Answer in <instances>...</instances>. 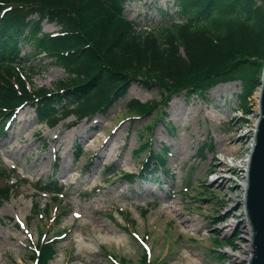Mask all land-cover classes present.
<instances>
[{
    "label": "rangeland",
    "instance_id": "obj_1",
    "mask_svg": "<svg viewBox=\"0 0 264 264\" xmlns=\"http://www.w3.org/2000/svg\"><path fill=\"white\" fill-rule=\"evenodd\" d=\"M125 9V16L135 21L137 30H153L169 20L154 11L153 0H129ZM168 9L173 14L176 10ZM42 26L48 32L57 29L44 22ZM24 50L25 54L30 51L28 47ZM24 68L36 86H54L67 76L43 55L30 56ZM218 85L217 92L210 90L204 97L172 95L163 122L150 132L143 126L159 109L134 121L126 110L131 99L159 100L156 87L140 83H133L106 114L89 120L69 116L48 127L36 123L34 109L25 106L16 114L25 110L22 115L30 120V126L19 136L9 134L13 126L8 129V125L14 118L2 120L0 187L5 185L4 173L8 172L12 177L8 184L14 186L10 198L0 204V264H33L28 257L30 247L38 230L49 224L52 231L65 232L50 264L62 263L65 255H71L70 264H114L103 249L117 260L123 256L131 264H140V238L145 235L150 256H158L160 264H248L251 231L243 182L257 120L259 87L248 110L241 114L236 97L239 82ZM165 124L174 128L169 130ZM55 136L61 140L53 144ZM147 138L156 151L162 144L169 148V173L159 171L151 176L154 179L137 177L128 183L122 176L139 173L145 152L136 156L133 151ZM208 143L213 149L199 155ZM75 151H79L78 156ZM47 180L62 188L56 201L35 189L39 181ZM203 184L212 195L199 193ZM33 204L40 213L50 206L47 225L41 216L32 215ZM225 236L233 240L228 242Z\"/></svg>",
    "mask_w": 264,
    "mask_h": 264
},
{
    "label": "trees",
    "instance_id": "obj_2",
    "mask_svg": "<svg viewBox=\"0 0 264 264\" xmlns=\"http://www.w3.org/2000/svg\"><path fill=\"white\" fill-rule=\"evenodd\" d=\"M126 1L0 0V119H7L24 104L34 108L37 123L49 127L69 116L90 119L106 114L133 83L156 87L160 92L157 101L127 102L132 121L149 117L159 109L143 126L146 132L163 122L172 95L204 97L221 83L238 81L239 111L244 114L248 110L264 66V0H170L166 9H160L169 20L152 31L136 29L125 16ZM171 7L176 9L174 14L168 9ZM34 14L37 19L32 17ZM176 16L182 20L171 18ZM44 18L61 27L56 35L42 32ZM26 46L31 49L27 54L23 52ZM39 55L63 68L67 77L54 86H36L25 74L24 66L30 56ZM165 126L173 129L171 124ZM150 141L147 138L133 151L136 156L145 152V156L139 173L122 176L128 183L137 177L158 175L159 171L169 173V148L162 144L156 151ZM212 149L211 143L204 144L199 155ZM39 183L41 192L52 193L54 201L58 199L62 188L54 180ZM12 189L13 184L0 188V203L9 199ZM201 189L200 194H213L205 185ZM38 213L47 225L50 206ZM123 218L127 220L126 215ZM212 219L215 221V216ZM52 220L57 222L58 218ZM130 223L134 225V221ZM51 225L38 231L28 256L34 264H49L57 253L58 235L63 231H52ZM71 261V255H65L61 264ZM115 262L131 264L123 256ZM138 262L160 264V258L152 259L143 249Z\"/></svg>",
    "mask_w": 264,
    "mask_h": 264
},
{
    "label": "water",
    "instance_id": "obj_3",
    "mask_svg": "<svg viewBox=\"0 0 264 264\" xmlns=\"http://www.w3.org/2000/svg\"><path fill=\"white\" fill-rule=\"evenodd\" d=\"M246 163L243 203L252 230L248 264H264V66L255 131Z\"/></svg>",
    "mask_w": 264,
    "mask_h": 264
},
{
    "label": "bare ground",
    "instance_id": "obj_4",
    "mask_svg": "<svg viewBox=\"0 0 264 264\" xmlns=\"http://www.w3.org/2000/svg\"><path fill=\"white\" fill-rule=\"evenodd\" d=\"M229 83H226V84H222L221 86H224V85H228ZM219 85H217L216 87H214L213 89H211L212 91L211 92H217L219 90ZM25 110H21L19 111L15 118L12 120V124L10 123L8 125V129L11 128L13 126V130L11 133L9 134H16V136H19L22 132L26 131L27 129H29V126H30V120L28 122V119L26 117H24L22 114ZM32 136H35L36 132L35 131H32ZM11 139L14 138L12 135H8ZM91 139V137L88 138V140ZM61 140V136H55L54 137V140H53V144H56V143H59ZM87 140V141H88ZM243 185H244V182H243ZM250 225V224H249ZM252 233V230H251V227L249 229ZM252 238V237H251ZM249 241H250V238H249ZM233 260H236L233 258Z\"/></svg>",
    "mask_w": 264,
    "mask_h": 264
}]
</instances>
